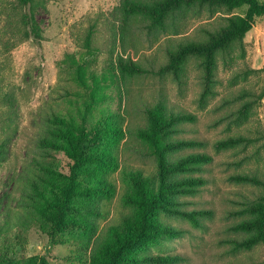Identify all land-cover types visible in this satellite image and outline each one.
Returning <instances> with one entry per match:
<instances>
[{
	"label": "rangeland",
	"instance_id": "1",
	"mask_svg": "<svg viewBox=\"0 0 264 264\" xmlns=\"http://www.w3.org/2000/svg\"><path fill=\"white\" fill-rule=\"evenodd\" d=\"M126 1L137 0H34L30 7L20 6L18 0H0V259L41 256L49 264H90L108 229L121 226L134 213L125 200L131 193L125 170L144 177L157 173L152 150L138 132L148 126L147 112L162 106L168 114L196 116L194 123L181 125L176 138L204 141L205 147L193 152L206 153L213 162L196 175L207 183L196 195L182 198L183 208L211 215L199 228L162 216L163 222L185 230L184 236L162 240L135 255L181 254L185 260L179 264H264V243L243 251L226 243L246 237L231 231L249 218L235 213L264 198V187L231 179L249 176L264 182V17L256 19L242 45L220 54L213 94L203 100L200 60L191 58L180 79L160 70L181 45L206 41L227 25V17L243 16L246 9L194 6L158 28L143 16L126 13ZM29 12L42 29V41L29 37L20 21ZM69 57L87 70V87L74 81V72L66 67ZM122 64H135L145 73H126ZM93 91L107 96L94 106L95 118L102 111L111 114L121 132L109 147L118 165L103 173L113 193L96 200L98 212L90 218L95 231L70 230L52 239L28 207L29 192L32 180L43 174L42 166L67 172V160L43 151L39 141L54 113L72 115L81 123L80 108ZM231 137L247 138L249 143L216 150L217 142Z\"/></svg>",
	"mask_w": 264,
	"mask_h": 264
},
{
	"label": "trees",
	"instance_id": "2",
	"mask_svg": "<svg viewBox=\"0 0 264 264\" xmlns=\"http://www.w3.org/2000/svg\"><path fill=\"white\" fill-rule=\"evenodd\" d=\"M22 7H30L34 0H18ZM194 6L209 9H225L232 12L245 8L243 16L226 18L227 25L203 42H189L170 54L169 62L161 74H172L180 79L184 67L191 58L200 60L204 72L203 100L213 94L215 73L221 53L230 52L235 45L243 44L247 34L255 26L256 19L264 17V2L260 0H156L147 3L142 0L126 1L123 10L131 15H140L150 20L153 27L164 28L170 16ZM28 29L29 37L42 41V29L32 12L20 19ZM92 33L88 36L90 44ZM67 69L74 72V81L82 86L89 85L87 70L83 64L69 57ZM122 71L129 74H144L145 70L135 64H122ZM98 84V82H95ZM106 94L93 91L89 100L80 108L79 123L72 115L54 113L46 120V135L39 141V147L51 154L63 155L67 160V172L55 166L41 167L43 174L32 180L28 207L40 221L46 233L55 239L58 234L78 230L91 234L95 225L90 218L98 212L96 200L100 196H111L114 186L103 175L108 169L117 167L115 157L109 151L111 143L121 135L118 126L111 120V114L102 111L95 118V105L106 100ZM264 98V91L261 99ZM245 107L243 111H246ZM240 110V115L245 116ZM148 126L139 130L138 137L147 144L156 159L157 173L144 177L141 173L125 170L124 175L131 187L125 200L134 208L131 217L124 219L121 226H111L104 239L95 247L90 264H179L185 259L181 254H145L148 247H155L164 241L181 238L185 230L162 221L170 216L188 221L193 227L202 226V220L211 215L205 210H186L182 198L196 195L206 185L201 174L205 166L213 162L206 153L193 152L205 147L199 139L176 136L182 132L181 125L194 123L191 113H166L162 106L147 112ZM249 143L243 137H231L215 144L217 151H224ZM3 151L0 147V160ZM232 181L250 183L264 187V182L249 176H235ZM236 216H247L231 227V231L244 234V238H232L226 243L234 251L251 250L264 243V198L247 208L237 211ZM0 264H49L45 257L33 256L19 260L0 259Z\"/></svg>",
	"mask_w": 264,
	"mask_h": 264
}]
</instances>
